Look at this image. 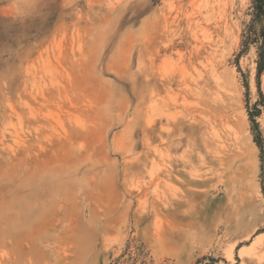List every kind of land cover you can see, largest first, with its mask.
<instances>
[{
  "label": "rangeland",
  "instance_id": "374dc122",
  "mask_svg": "<svg viewBox=\"0 0 264 264\" xmlns=\"http://www.w3.org/2000/svg\"><path fill=\"white\" fill-rule=\"evenodd\" d=\"M259 28L252 0H0V264H264Z\"/></svg>",
  "mask_w": 264,
  "mask_h": 264
},
{
  "label": "trees",
  "instance_id": "16d2710c",
  "mask_svg": "<svg viewBox=\"0 0 264 264\" xmlns=\"http://www.w3.org/2000/svg\"><path fill=\"white\" fill-rule=\"evenodd\" d=\"M252 23H260V28L256 35V40L260 42L258 47V63L256 72V77L259 79L264 69V0H252ZM251 34V31H249L246 39H250ZM256 142L261 152V158H263L264 149L258 137Z\"/></svg>",
  "mask_w": 264,
  "mask_h": 264
}]
</instances>
